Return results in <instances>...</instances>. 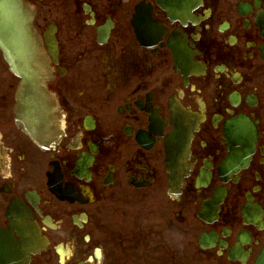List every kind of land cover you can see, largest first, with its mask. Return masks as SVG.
<instances>
[{
    "label": "flooded vegetation",
    "instance_id": "flooded-vegetation-1",
    "mask_svg": "<svg viewBox=\"0 0 264 264\" xmlns=\"http://www.w3.org/2000/svg\"><path fill=\"white\" fill-rule=\"evenodd\" d=\"M24 1L62 133L18 127L0 52V264H255L264 0Z\"/></svg>",
    "mask_w": 264,
    "mask_h": 264
},
{
    "label": "water",
    "instance_id": "water-1",
    "mask_svg": "<svg viewBox=\"0 0 264 264\" xmlns=\"http://www.w3.org/2000/svg\"><path fill=\"white\" fill-rule=\"evenodd\" d=\"M47 37L49 54L54 56ZM0 50L10 71L20 78L14 109L18 126L42 149L57 143L59 118L45 87L52 73L32 26L31 9L23 0H0ZM6 242L1 241L0 248L7 247ZM256 264H264V248Z\"/></svg>",
    "mask_w": 264,
    "mask_h": 264
}]
</instances>
